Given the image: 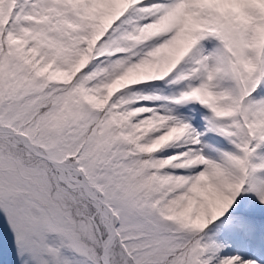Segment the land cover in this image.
<instances>
[{
    "label": "snow or ice",
    "instance_id": "1",
    "mask_svg": "<svg viewBox=\"0 0 264 264\" xmlns=\"http://www.w3.org/2000/svg\"><path fill=\"white\" fill-rule=\"evenodd\" d=\"M0 227L6 264H264V0H0Z\"/></svg>",
    "mask_w": 264,
    "mask_h": 264
},
{
    "label": "rangeland",
    "instance_id": "2",
    "mask_svg": "<svg viewBox=\"0 0 264 264\" xmlns=\"http://www.w3.org/2000/svg\"><path fill=\"white\" fill-rule=\"evenodd\" d=\"M148 90H149V89H147V88L145 89V91H148ZM172 150H173V149H166V150H165V154H166L167 152L172 151ZM0 240H1V241H4V236H3L2 227H0ZM8 241H10V234H9V236H8ZM1 252H2V251H1ZM224 252H225V254H227V255H234V254L239 253V254L242 255V256H249V255L252 254V250H251L250 248H248V247L242 245V244L232 245V246L226 248V249L224 250Z\"/></svg>",
    "mask_w": 264,
    "mask_h": 264
}]
</instances>
